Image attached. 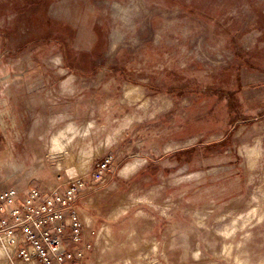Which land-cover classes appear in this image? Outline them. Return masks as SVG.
<instances>
[{
  "label": "rangeland",
  "instance_id": "obj_1",
  "mask_svg": "<svg viewBox=\"0 0 264 264\" xmlns=\"http://www.w3.org/2000/svg\"><path fill=\"white\" fill-rule=\"evenodd\" d=\"M72 120L100 138L58 167ZM79 182L84 264H264V0H0V190Z\"/></svg>",
  "mask_w": 264,
  "mask_h": 264
},
{
  "label": "built area",
  "instance_id": "obj_2",
  "mask_svg": "<svg viewBox=\"0 0 264 264\" xmlns=\"http://www.w3.org/2000/svg\"><path fill=\"white\" fill-rule=\"evenodd\" d=\"M100 163V172L108 166ZM53 194L32 187L26 194L17 188L0 191V244L6 258L33 264H84L92 243L84 237L85 222L78 208V187ZM85 242H84V241Z\"/></svg>",
  "mask_w": 264,
  "mask_h": 264
},
{
  "label": "crops",
  "instance_id": "obj_3",
  "mask_svg": "<svg viewBox=\"0 0 264 264\" xmlns=\"http://www.w3.org/2000/svg\"><path fill=\"white\" fill-rule=\"evenodd\" d=\"M55 117H52V119L56 120V122H57V120L61 119V117H63V115L60 114V115L55 116ZM75 125H76V121H73V120L68 121V124L66 127L57 128L56 130L51 132L47 138H44V136H43L46 132H43L44 134L41 135L42 140H45L47 142V144H46V146L48 147L47 151H46L47 158H50V160H53V163L57 162L58 167L66 166L67 163H70L71 166H73V165H75V161L80 162L79 165H75V166L82 165L84 163L85 156L90 151H92L93 148H95L94 143L96 140H98V138H100V136H98V135L96 136L97 132L86 133V137L91 136L92 141L89 144H85V142L82 141L85 139V133L77 132V127ZM15 147L16 146L14 143L12 145L9 144L8 152L12 153L13 148H15ZM42 151H43V153L45 152V145L42 148ZM38 158H39V160L42 159V155H39ZM139 160H140V162H139ZM139 160H135L133 162L126 164L120 171L121 172V174H119L120 177H122L124 180H132L133 178H135V176L137 174H139L145 166V163L143 162V160H141V159H139ZM45 161H46V159L42 160L43 163ZM13 165H15L16 172H20L22 170V168L24 167L23 164H17L16 163ZM125 174H128V176H125ZM119 185H121L120 182H118V181L113 182V184L110 187H107L108 189L106 188L105 191H103L101 193H96V195H93L92 201H95L96 196H102V197L104 196L105 197V196L110 195L111 189L114 187H119ZM13 188H16V187H13ZM17 189H19V188H17ZM154 190H156V188L153 186V189H151L150 193H148V194L153 195L155 193ZM89 192H90V190L89 191L82 190V192H80L78 200H77L79 211L81 212V215L83 216V218H85V220L88 222H90L91 219H93V216L90 215V213H89L90 212L89 207L91 205V204H88V202L90 201L89 196H92V195L88 194ZM155 195H154V197H155ZM157 195H158V193H157ZM109 206H111V204H107L106 208H109ZM96 207H99V204H96ZM123 207H124V203L121 199L118 204H115L112 208L109 209V211L107 212L106 218L107 217H110V218L115 217L120 211H122ZM102 229L103 230L101 231V233H104L105 237L108 238L107 233L111 229L109 224L107 222H105ZM88 239L92 240L91 234L88 235ZM6 255H7L6 247L3 244H0V264H6V262H5ZM3 256H4V259H3Z\"/></svg>",
  "mask_w": 264,
  "mask_h": 264
},
{
  "label": "bare ground",
  "instance_id": "obj_4",
  "mask_svg": "<svg viewBox=\"0 0 264 264\" xmlns=\"http://www.w3.org/2000/svg\"><path fill=\"white\" fill-rule=\"evenodd\" d=\"M69 90H70V88H69ZM2 103H3V102H2ZM3 104H4V103H3ZM5 108H6V107H5ZM79 164H80L79 161H75V165H79ZM66 166L71 167V164H70V163H67ZM66 168H67V167H66ZM67 173H68V172H67ZM65 174H66V173H65ZM65 174H64V175H65ZM69 174H70V173H69ZM69 177H70V176H69ZM72 177H73V176H72ZM94 182H95V181H94ZM94 182H93V183H94ZM96 186H97V185H96ZM94 189H95V190H98L99 188H98V187H95ZM85 191H86V190H85ZM87 191H89V190H87ZM21 261L25 263L24 260H21Z\"/></svg>",
  "mask_w": 264,
  "mask_h": 264
}]
</instances>
